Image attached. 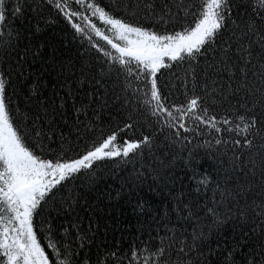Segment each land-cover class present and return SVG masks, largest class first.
<instances>
[{"label": "snow or ice", "instance_id": "snow-or-ice-1", "mask_svg": "<svg viewBox=\"0 0 264 264\" xmlns=\"http://www.w3.org/2000/svg\"><path fill=\"white\" fill-rule=\"evenodd\" d=\"M57 19L104 62L66 55L49 34ZM164 69L182 102L171 80L160 84ZM14 76L28 88L23 112L12 107ZM113 109L122 127L112 129ZM201 128L224 146L214 174L182 154ZM116 158L133 168L101 191L98 162ZM121 200L134 201L148 236L126 253L107 239ZM125 261L264 264V0H0V264Z\"/></svg>", "mask_w": 264, "mask_h": 264}, {"label": "trees", "instance_id": "trees-1", "mask_svg": "<svg viewBox=\"0 0 264 264\" xmlns=\"http://www.w3.org/2000/svg\"><path fill=\"white\" fill-rule=\"evenodd\" d=\"M72 2V0H70ZM99 2L103 5L108 4H114L115 0H99ZM188 4H197L198 0H185ZM87 15H90V13H86ZM53 18L55 17V9L52 10ZM95 20V18H93ZM79 22V21H77ZM98 24V27H101L102 29L104 26L102 23L96 21ZM49 34H56V39L63 40V43L67 45V47L64 49L65 54H70L72 56H75L77 52L84 53V58L90 61L95 62L99 59L100 63L104 62V58L102 57V54L96 53L94 49H90L89 44L86 40L81 39L79 36H77L75 39L73 38V30L70 28V26L63 20L57 19V23L52 25V27L49 29ZM94 41H99L101 46H104V41L99 40V38L93 37ZM108 50L111 51L109 48ZM40 67L39 63L34 64L32 67H29L28 65H25L24 71L25 75L27 76L29 73H34L38 68ZM173 71H179V69H173ZM164 73L163 76L160 77V84L163 85L166 81L171 80L173 87V97H175V102L180 103L184 100L183 95L181 94L183 92V85L179 80H176L172 76V72L164 69L162 70ZM44 79L48 80L51 79L50 77L45 76ZM13 85H18L17 93L16 95L12 96V100L14 101L12 107L15 109L16 104H19V108L21 112L25 111L27 109V106L29 105L30 101L28 100V88L27 85H21L19 84L17 78L13 77ZM9 93L11 94L13 89L10 86L8 89ZM168 89L165 88V92H167ZM217 119H219V116L223 114L222 109H217ZM103 126L107 127L109 124V116L107 112L103 115ZM122 117L120 113L115 111V109L111 112V127L112 129H115L116 126L119 124L120 127L123 126L122 124ZM189 126H192L191 121H189ZM201 131L203 132V135H197L194 136L192 134H189V140H191V143H187L186 147L183 148L182 154L186 157L188 155L189 151H192L198 159L201 160L202 166L205 170L213 172V169L215 168V158L219 156L224 151V146L219 145L217 146L215 144L214 137L217 136V134L212 131L211 135L208 134L210 130H205L204 128H201ZM140 134V130L138 129L135 133L128 132L126 135L121 134L124 138H137ZM224 139H229V135L227 133L221 134ZM233 137L236 136L235 133L232 134ZM241 138V137H236ZM205 141H211V146H206ZM163 137L161 136L158 140V144L160 145L159 149H156L157 154H159L160 151L165 149V145L162 143ZM231 147V145H229ZM173 152L180 151V146L177 145L175 148L170 149ZM146 158L150 162V154L146 152ZM98 172L99 175L102 177V179L99 180L98 187L101 191H109L110 186L111 188H115L118 186V181L113 179L112 175L110 173H115L119 176H125L130 172L133 168V163L123 164L122 161H120L119 158H116L115 161H107V162H98ZM212 167H209V166ZM138 166V165H137ZM180 167L182 165H177V171H179ZM123 169V171H122ZM214 174V172H213ZM188 181L185 180V183ZM141 195L153 202L154 204H158L160 198L158 196H154L153 193H149L145 190L144 193H141ZM133 202H126V200H121L119 202H114V207L111 210V217H106L108 223L112 225V227L109 229L107 239L109 241L108 247L111 248L114 251H118L119 253H126L129 251V249L133 246L140 247L141 241H147L148 236L146 233L143 235L138 230L139 224L138 219L142 220L145 219V217L139 216L137 212L133 211ZM61 221L58 219L55 224L58 225ZM38 227V234L42 237V244H46V240L43 239L44 233L39 232V223L37 225ZM46 227V225H45ZM55 227V225H54ZM153 246L157 243V241H153ZM118 246V247H117ZM46 251H50L46 249ZM146 254V253H145ZM93 259H95V256L93 255ZM125 264L127 262L125 261Z\"/></svg>", "mask_w": 264, "mask_h": 264}]
</instances>
